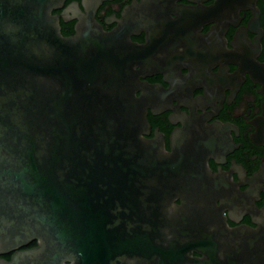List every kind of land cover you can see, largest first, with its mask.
I'll return each mask as SVG.
<instances>
[{
  "label": "water",
  "instance_id": "1",
  "mask_svg": "<svg viewBox=\"0 0 264 264\" xmlns=\"http://www.w3.org/2000/svg\"><path fill=\"white\" fill-rule=\"evenodd\" d=\"M56 1L0 0V264H264V228L202 209L199 236L192 197L170 209L134 46L92 20L63 36Z\"/></svg>",
  "mask_w": 264,
  "mask_h": 264
},
{
  "label": "flooded vegetation",
  "instance_id": "2",
  "mask_svg": "<svg viewBox=\"0 0 264 264\" xmlns=\"http://www.w3.org/2000/svg\"><path fill=\"white\" fill-rule=\"evenodd\" d=\"M51 14L63 36L92 20L134 46L138 131L175 164L170 209L192 197L199 236L202 209L264 228V0H58Z\"/></svg>",
  "mask_w": 264,
  "mask_h": 264
},
{
  "label": "trees",
  "instance_id": "3",
  "mask_svg": "<svg viewBox=\"0 0 264 264\" xmlns=\"http://www.w3.org/2000/svg\"><path fill=\"white\" fill-rule=\"evenodd\" d=\"M36 245V242L35 241H33V242H31L29 245H28V247H32V246H35ZM4 258H6V259H9L10 258V256L9 255H7V254H5V255H2Z\"/></svg>",
  "mask_w": 264,
  "mask_h": 264
}]
</instances>
